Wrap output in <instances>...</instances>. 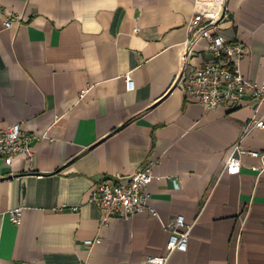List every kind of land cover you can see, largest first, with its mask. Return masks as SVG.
<instances>
[{"label":"crops","instance_id":"crops-1","mask_svg":"<svg viewBox=\"0 0 264 264\" xmlns=\"http://www.w3.org/2000/svg\"><path fill=\"white\" fill-rule=\"evenodd\" d=\"M194 13L195 0H0V130L47 135L32 161L0 159V264H149L180 215L189 248L168 264H264V159L223 171L239 142L264 155V130L247 128L264 103L205 109L174 86ZM227 13L218 32L247 44L240 71L260 82L264 0H227ZM190 58L213 61L205 39ZM147 168L155 215L103 224L92 186ZM17 207L20 226L6 215Z\"/></svg>","mask_w":264,"mask_h":264},{"label":"built area","instance_id":"built-area-1","mask_svg":"<svg viewBox=\"0 0 264 264\" xmlns=\"http://www.w3.org/2000/svg\"><path fill=\"white\" fill-rule=\"evenodd\" d=\"M227 14V0H195V13L187 27L183 65L174 86L179 88L186 98L198 101L205 109H234L246 99L260 106L264 103V77L260 82H252L240 71V63L248 53L247 44L242 41H229L218 32V24ZM19 22L18 18H8L4 27L9 29ZM139 31V28L135 29V33ZM200 39L206 40L213 61L191 70L190 57ZM126 82L128 91H133L135 85L131 76H127ZM247 128L248 131L254 128L264 130V120L253 118ZM46 138V134L33 137L24 133L20 124L7 126L0 130V159L6 165H12L19 157L32 161L35 153L31 143L34 139L41 141ZM241 145V142L237 143L225 161L223 171L230 176L240 174L244 155L264 159V155L246 151ZM153 178L151 168L137 171L127 180L121 177L106 178L89 190V201L101 210L103 224H107L113 217L129 221L136 215L147 212L155 215L148 206V186ZM73 210L77 212L79 209ZM6 215L13 225L20 226L24 208H13ZM165 229L169 232L167 256L150 257L147 260L149 264H168L174 253L188 251L193 226L187 224L184 216L180 215L170 221L165 225ZM94 243L88 241L87 245Z\"/></svg>","mask_w":264,"mask_h":264}]
</instances>
